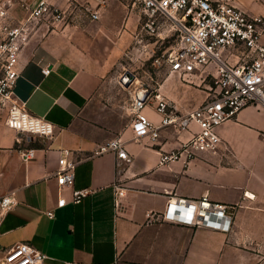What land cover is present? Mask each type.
Masks as SVG:
<instances>
[{"label":"crops","instance_id":"crops-1","mask_svg":"<svg viewBox=\"0 0 264 264\" xmlns=\"http://www.w3.org/2000/svg\"><path fill=\"white\" fill-rule=\"evenodd\" d=\"M22 1L33 6L38 0ZM50 1L70 9L69 0ZM77 1L99 17L76 11L48 27L38 22L19 59L15 96L52 121L55 134L29 136L0 114V194L15 191L18 198L0 224V243L29 242L47 254L45 264H264V107L247 105L223 122L217 149L188 163L159 165L160 152L179 146L190 131L165 127L153 143L134 139L128 119L107 121L108 113H121L108 97L105 77L137 36L140 13L124 0ZM213 1L264 16V0ZM14 12L20 18L26 6L20 1ZM207 73L184 81L168 71L154 91L185 111L206 97ZM144 111L160 121L154 104ZM118 135L126 140L127 159L97 152ZM28 147L36 154L24 160L19 150ZM65 148L77 163L74 182L61 186L56 169ZM77 189L88 192L75 201ZM171 195H208L235 205L232 228L150 221L148 211H162ZM60 198L66 200L62 205Z\"/></svg>","mask_w":264,"mask_h":264},{"label":"built area","instance_id":"built-area-1","mask_svg":"<svg viewBox=\"0 0 264 264\" xmlns=\"http://www.w3.org/2000/svg\"><path fill=\"white\" fill-rule=\"evenodd\" d=\"M20 1L26 6V12L19 18L14 9ZM131 7L143 19L142 31L154 34L168 24L177 32L176 47L167 57L170 72L186 78L198 71H207V77L211 78L206 97L185 111L178 110L166 95L147 85L131 91L130 124L134 139L142 141L149 137L154 143L165 127L191 132L179 146L160 152L159 165H170L176 160L188 163L203 151L217 149L222 141L219 128L223 122L247 105L264 107L263 15H250L235 4L213 0H131ZM65 13L66 9L50 0H38L33 6L22 0H0V103L8 105V126L29 136L51 137L55 127L52 121L33 114L26 102L15 96V86L22 74L19 68L22 46L42 17L49 14L52 22H56L64 20ZM91 17L98 18V10L91 11ZM43 71L48 73L50 69L44 67ZM129 78L125 72L120 82L130 85L135 78ZM148 104L155 105L160 115L158 123L144 111ZM193 123L198 129L191 128ZM104 151H114L117 159L128 158L122 135L97 149V152ZM19 153L28 160L36 154V148H21ZM69 154L70 149L62 150L56 169L61 186L75 179L77 161L69 158ZM87 192V189H77L74 200L78 201ZM245 195L251 196L248 191ZM65 202V198H60L58 205ZM17 203L15 191L0 194V224ZM235 208L208 195L195 198L171 195L162 211L150 210L147 217L150 221L170 220L228 231L233 226ZM47 214L53 216L54 211L48 210ZM46 259L47 254L29 242L9 247L0 243L1 264H45Z\"/></svg>","mask_w":264,"mask_h":264},{"label":"rangeland","instance_id":"rangeland-1","mask_svg":"<svg viewBox=\"0 0 264 264\" xmlns=\"http://www.w3.org/2000/svg\"><path fill=\"white\" fill-rule=\"evenodd\" d=\"M124 1L127 2L130 10L137 11L139 14L137 9L131 7V0ZM68 2H70V9L67 10L63 8L66 9V19H68V17H73V13L76 11L85 13V15L87 14V16L91 18V10L93 8H89L87 3H82L77 0H69ZM71 9L73 12L68 16ZM142 22L143 19L140 16V21L138 22L136 30L137 36L105 77L106 83L108 84V86H106L109 94L108 97L112 98L113 101L117 103V108L120 109L118 112L121 113V115H117L115 111L114 114L108 113L111 115L107 117V121L109 120L112 123L118 119V116L121 119H128L131 122V91L136 87L145 85L154 90L155 86L166 77L169 71L167 57L176 47L178 38L177 32L168 24H165L158 29V32L149 34L144 30L142 31ZM41 23H45L44 25L46 27L52 25V16L49 14L45 15L40 19L39 24ZM127 71L135 74V81L130 85L120 82V76ZM193 77L194 76L189 75L182 79L186 81ZM207 80H211L210 76L207 77ZM0 114H8V105H2L0 103Z\"/></svg>","mask_w":264,"mask_h":264},{"label":"water","instance_id":"water-1","mask_svg":"<svg viewBox=\"0 0 264 264\" xmlns=\"http://www.w3.org/2000/svg\"><path fill=\"white\" fill-rule=\"evenodd\" d=\"M127 73L129 74L130 78L131 79H134L135 78V74L130 72V71H127Z\"/></svg>","mask_w":264,"mask_h":264}]
</instances>
